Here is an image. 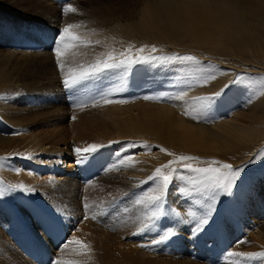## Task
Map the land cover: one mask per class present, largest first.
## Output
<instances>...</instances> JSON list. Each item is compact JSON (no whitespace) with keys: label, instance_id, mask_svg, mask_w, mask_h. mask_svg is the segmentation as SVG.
<instances>
[{"label":"rangeland","instance_id":"obj_1","mask_svg":"<svg viewBox=\"0 0 264 264\" xmlns=\"http://www.w3.org/2000/svg\"><path fill=\"white\" fill-rule=\"evenodd\" d=\"M146 1L149 0H0V137L13 138L18 142L22 136H29L30 141L34 138L35 142L41 144L54 141L56 147H67L64 153L59 154L63 162L62 165L57 163L60 166L76 165L73 149L84 148L92 143L107 145L95 154L97 158L103 153H106V158L116 156V160L124 156L134 157V161L125 164L129 166L128 171L131 169L129 172L135 168L136 175L132 171L130 182H126L121 174L118 175L113 170L103 172V165H93L94 161L86 165L84 175L88 176L87 180H91L86 184H79L76 189L83 194L71 204H66L78 213L89 216L101 214L97 231L105 241V254L114 260L118 256L116 248L125 247L141 250L142 253L138 256L144 261L158 260L163 264H179L184 260L189 264H264V257L230 255L264 252V244L260 241L257 244L247 241V237L253 233L251 235L254 240L256 236L264 242V233L260 228L264 224V155H261L264 150V94H259L261 79L264 78V48L253 54L239 53L240 51L232 47L225 50L211 49V53L204 47L189 45L187 39L178 44L166 37L160 38L158 34L145 35L136 22L140 8ZM232 1L242 4L244 8L260 7L262 10L259 17L264 14V4H252L253 0ZM68 4L77 11L64 14L63 8ZM246 14L248 13L243 18ZM129 19L134 22L123 29H133L134 33L124 31L108 33L107 36L100 35V31L107 29L114 21L129 22ZM70 23L87 25L86 29L82 27L77 30L81 34H89L90 30L95 29L90 39L104 41L117 51L123 50L130 43L136 47L156 45L161 50L157 55L193 54L199 58L200 63L194 65L156 61L134 65L129 69H114L88 83L75 96L70 95L69 90L57 80H45L37 71L19 70L13 65L15 57L21 52L47 48V52L53 54L52 38L58 35L60 28ZM55 27L56 34L52 33ZM223 45L228 44L223 42L219 47L223 48ZM107 50L103 44L82 47L76 50L75 55L70 52L64 59L68 65L88 63L97 54ZM10 51L14 52V56L9 57ZM237 74H246L255 83L251 88L232 84L219 98L216 106L201 113L199 119L183 114L192 105L193 98L219 91ZM208 75H214L216 79L207 85L197 83ZM59 80L62 81L63 78L59 77ZM182 93L186 94L184 98L177 99ZM101 95H107L114 101H125L111 104L146 102L141 108H155L156 113L149 111L147 118L151 124V129L148 130L150 132L138 130L135 137H120L115 133L112 122L104 120L107 116L104 107L109 104L105 106L101 102L96 107L75 106L76 102L88 104L94 98L99 99ZM145 96L155 98L144 99ZM257 106L260 113L254 121H250L249 115L254 113V107ZM176 114L183 119H174L173 115ZM73 116L76 118L72 119ZM162 136H171L174 140L170 142L165 139L164 143ZM110 141L119 143L109 144ZM199 141L207 146H196ZM219 141L220 148H225L223 152L219 148L211 149L212 144H219ZM143 142H147V147ZM129 143L134 146L128 147ZM161 148L177 155L199 157V161L192 163L201 166L205 161L215 159L234 168L244 169L242 182L234 189L233 194L219 196L212 226L199 238L194 239L190 235L188 226L173 227L174 222L179 219L174 213L183 215L186 211H191L199 216L206 209L208 197L202 193L184 196L177 191L178 185L186 186V182L180 180L174 181L169 188L166 204L173 211H165L168 218L163 219L156 227L138 231L146 222L144 216L147 209L143 205H136L134 201L153 186L151 181L147 184L141 182L156 167L173 159ZM29 154L39 158L42 155L29 149L17 148L0 152V252L3 249L19 250L24 257L39 264V256L44 253L39 247L34 248L30 237L25 236L26 222L22 212H19L20 209L15 210L14 205L28 202L30 208L39 206L50 216L52 214L49 211L50 208L53 209V205L46 201L42 186L36 188L28 185L35 189L32 192L13 188V185L26 184L23 179L9 175L16 168L23 172L26 168L31 173L34 172L36 163L28 158ZM31 162L34 165L29 164ZM142 164L146 166L140 167ZM148 166H151V170ZM41 171L43 176L50 173L43 168ZM180 173L192 175L183 169H180ZM106 174L110 176H104ZM48 177L52 176L49 174ZM114 177L117 181L113 182L111 178ZM64 202L66 201L62 199V203ZM63 208L60 207V210ZM27 215L31 222L36 219L31 209L27 210ZM37 224L39 226L38 222ZM75 226L76 222L73 220L62 231L59 229V235L55 239H50L62 247L74 235ZM163 229H170L176 235L160 244H153V241L161 239L158 233ZM257 233L261 235L257 236ZM75 248V245H69L64 250L65 254L73 257L72 260L81 257L86 261L89 256L78 255ZM90 256H93V252Z\"/></svg>","mask_w":264,"mask_h":264},{"label":"bare ground","instance_id":"obj_2","mask_svg":"<svg viewBox=\"0 0 264 264\" xmlns=\"http://www.w3.org/2000/svg\"><path fill=\"white\" fill-rule=\"evenodd\" d=\"M252 4L262 5L264 4V0H253ZM261 10L262 8H258L256 6L244 8L242 4L232 0H149L146 1L140 8L136 24L141 30H143L145 35L150 36L158 34L160 38L166 37L171 42L178 44H181L184 39H187L189 45H196L198 48L204 47L211 53V49L225 50L226 48L232 47L240 51L239 53L247 52L249 54H253L255 51L259 52L264 48V14L259 17ZM245 13L248 14H246L243 18ZM133 22L134 20L131 19H129V22L114 21V23L107 27V29H102L100 31V35L102 34V36H107L108 33H121L124 31H131L134 33L133 29H123L124 26L131 25ZM83 27L86 29L88 26L83 25ZM55 30H57L56 27L52 30V33ZM223 42H226L228 45H223V48H220L219 45ZM32 47H34V45ZM21 53L15 57V61L13 63L15 67L19 70L37 71L44 76L45 80L55 79L58 83L63 85L62 81L59 80V77H63L57 66L56 59L53 57L54 53L52 54V52H47V48ZM11 56H14V52L12 51H10L9 54V57ZM18 60H22V62H17ZM188 94H190L189 91ZM146 104V102L125 105L109 104L108 106L105 104L106 107H104V112L107 116L104 120L112 122L115 133L120 137H135L139 133L138 130H147V132H150L148 131L151 129V124L147 120L149 117L148 114L149 111L156 113V110L155 108L151 109V107L141 108ZM253 112L254 113L249 115L250 121H254L255 117L260 113L259 107H254ZM173 117L174 119H183L177 114L173 115ZM176 121L181 122L180 120ZM206 131L209 133V130ZM28 137L22 136L18 142L13 138L10 139L0 137V152L11 151L17 148L26 150L29 149L30 151L36 152V154H42L40 156L41 158L34 154L31 156L33 163H36L35 167H33L35 169L33 173L27 170V168L24 172L22 170L19 171L16 168V170L9 175L13 176V178L23 179L27 186L29 185L36 188L38 186H42V193L46 197V201H50V205H53V209L50 208L51 211L49 212L52 216H55L62 221L60 227L61 231L69 223L73 222V220L76 222L73 236L90 243L93 250V256L86 258V261L88 262L81 257H77L75 259L85 261L86 264H163L158 260H153V262H151V260L144 261L138 256L141 255V250H133L125 247L116 248L118 256L114 260L111 256L105 254L107 251L105 241L103 240L101 234L97 231V224L102 219L101 214H95L97 218L93 219L92 215L89 216L78 213L75 209L70 208V205V207L67 206L83 194L78 193V189H76V187H78L79 184H83L82 182L86 184L91 180V178L87 180L88 176H85L86 174L84 173V169H86L85 166L92 163V161H94L93 165H103L102 170L105 173L107 172L106 169L110 168L113 172L118 173V175L121 174L126 182H130V174L132 171L135 173L134 167L131 172H129L131 169L128 171L127 168L129 166L127 167V165L111 168V166L116 164L118 160L115 159L116 156H113L112 158L109 157L110 159L106 158L104 155L106 153L101 154V156L99 155L98 158L94 155L90 161H87L84 164H76L74 166L68 164L67 166H60L63 162L60 160L59 154L64 153V150H66L67 147L60 145L56 147V143H54V141L41 144L35 142V138L30 141ZM161 139L164 140L162 141L164 143L165 139H169L170 142L174 140L171 136H162ZM218 143L219 144L213 143L211 149L219 148V150H222L221 152H223L225 148L222 146L221 149L220 141ZM188 146L190 145L188 144ZM196 146L206 147L207 144L199 141ZM47 158L48 160L46 161L45 159ZM29 164L34 165L32 162ZM104 165H106V167H104ZM144 165L146 166V164ZM144 165L142 164L140 167ZM149 165L152 166L151 163ZM42 168L44 170H49L50 173H48L52 177H48V173L47 176H43L42 173H40ZM135 175L136 173L134 176ZM104 176L109 177L110 175L106 174ZM115 177L111 178L113 182L117 181V178ZM137 177H139V175ZM62 199L66 202L62 203ZM16 204L14 205V209H20L19 212H22V217H24L26 222L27 232L25 236L28 238L30 237V242L34 248L39 247L40 251L42 250L44 253V255L39 256V254L36 253L37 251L35 252L40 257L38 259L39 264H50V260L57 257L71 261L73 257L67 256L65 254L66 250L61 251V245L54 243L50 239L45 230L40 227V225L38 226L36 219L31 222L30 217L27 215V210L30 211L31 209L30 203H25L23 201L22 204ZM64 204L65 206H63ZM60 207L64 208L60 210ZM243 211L244 210H242V212ZM86 216L88 217L87 219L85 218ZM260 228L264 233V224H261ZM251 234L253 235V233H250L247 237L248 242L252 241L257 244V241H260L264 244V242L259 240L256 236L254 237V240ZM256 235L260 236L261 233H257ZM24 256L25 255H23L19 250L10 251L3 249V251L0 252V264H37L34 260L31 261ZM167 264L171 263L168 262ZM179 264L189 263L184 260Z\"/></svg>","mask_w":264,"mask_h":264},{"label":"snow or ice","instance_id":"obj_3","mask_svg":"<svg viewBox=\"0 0 264 264\" xmlns=\"http://www.w3.org/2000/svg\"><path fill=\"white\" fill-rule=\"evenodd\" d=\"M77 9L71 4L66 5L63 8L64 14L69 12H76ZM83 27L82 24H66L58 30V35L52 38L53 46L52 50L55 55L57 66L63 77L62 83L65 89L69 90L70 95L75 96L81 88L86 87L88 83L101 78L105 73H108L114 69H129L134 65L145 64L149 62H162V63H175L182 62L188 64L199 65V58L193 54H171V55H157L161 50L156 45H141L136 47L133 44H129L123 50L117 51L110 45L105 44L104 41L99 39L92 40L90 35L96 30H90L89 34H81L78 29ZM104 45L108 50L101 52L95 56V58L88 63H79L68 65L65 61V57L71 52L72 55L76 54V50L79 48L95 47ZM216 79L214 75H208L197 83L201 85H207L210 81ZM255 82L250 80L246 74H237L232 81L225 84L219 91L201 95L193 98L192 105L185 110V115H191L193 118H201V113L208 112L213 109L220 97L224 95L226 90L232 84H238L241 87L251 88ZM259 94H264V78L261 79ZM184 95L176 97L177 99H183ZM255 95V94H254ZM155 97L145 96L144 99H153ZM125 103L123 100L114 101L108 98L107 95H101L99 99L94 98L88 104L84 102H76V107L99 106L100 103ZM251 97L249 98V103ZM76 117L73 116L72 119ZM119 143L118 141H110L109 144ZM147 147V142H143ZM104 144L92 143L84 148L76 147L73 149L76 154V163L84 164L90 161L92 157L101 149L106 147ZM132 143L128 144V147H133ZM123 150V149H122ZM162 151L172 156L173 159L169 160L166 164H162L154 169V171L147 177L146 180L141 183L147 184L149 181L153 182V186L148 190L140 194L134 201L136 205H143L147 212L144 216L142 227L138 229L139 232H143L151 227L160 225L163 219H167L165 211L172 212L173 210L167 206L166 200L170 186L174 181L180 180L186 182V186H177V191L184 196H191L194 193H202L208 197V203L204 212L197 216L191 211H186L183 215L180 213H174L179 217L173 224V227L177 225H185L189 227L190 235L196 239L203 233H205L214 221V213L216 212V203L220 195L225 194L231 196L234 189L242 182V173L244 169L234 168L232 165L221 162L215 159L204 162V165L194 164L192 162L199 161L200 158L192 155L180 154L169 152L168 149L161 148ZM261 155H264L262 150ZM31 159V154L28 155ZM134 161L132 156H124L119 159L116 164H113L111 168H117L124 166L126 162ZM178 166V167H176ZM180 169L187 170L192 175H182ZM111 170V169H106ZM13 188H20L23 191L32 192L34 188L26 186L24 184L13 185ZM199 202V201H197ZM87 208L88 205H85ZM31 212L36 218L39 225L45 230L50 238L55 239L59 234L62 221L55 216L48 215L45 210L39 206L32 207ZM88 218L87 216L85 217ZM93 219L97 216L94 214ZM161 235L160 240L153 241V244H160L164 240H168L170 237H174L176 233L170 229H163L158 233ZM69 245H75V251L78 255H88L90 257L92 246L90 243L79 239L76 236H72L61 247V251H64ZM141 247H145L141 245ZM230 255L240 256H260L264 257V252L258 253H231ZM51 264H86L85 261L74 259L64 260L59 257L52 260Z\"/></svg>","mask_w":264,"mask_h":264}]
</instances>
